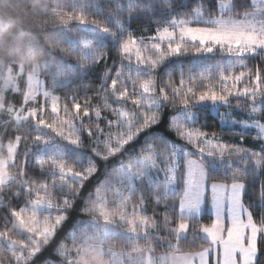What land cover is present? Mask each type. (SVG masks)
<instances>
[{
    "label": "snow or ice",
    "instance_id": "obj_1",
    "mask_svg": "<svg viewBox=\"0 0 264 264\" xmlns=\"http://www.w3.org/2000/svg\"><path fill=\"white\" fill-rule=\"evenodd\" d=\"M260 64L264 0H0V264H264Z\"/></svg>",
    "mask_w": 264,
    "mask_h": 264
},
{
    "label": "trees",
    "instance_id": "obj_2",
    "mask_svg": "<svg viewBox=\"0 0 264 264\" xmlns=\"http://www.w3.org/2000/svg\"><path fill=\"white\" fill-rule=\"evenodd\" d=\"M192 6V5H190ZM104 15H107V12L104 13ZM133 30L136 32V35H141V34H144V35H148L151 33V30H149L148 32H141V29L145 28L146 26L141 24V25H136V24H133ZM155 26H153L154 28ZM216 59H219L218 55L216 57ZM190 62V58L189 59H186L185 60V64L189 63ZM209 62H213L212 60H209ZM109 63H111V61H109ZM259 63L258 60H252L249 62V67H254L256 66L257 64ZM260 67H264V64H260L259 65ZM104 70V66L101 65L100 66V71L102 72ZM173 78L177 81H179V76L178 74H173ZM99 81H97L98 83ZM200 89H197V91H199ZM217 91H219V88L217 89ZM56 95H59V96H63L64 95V91L63 90H57V92L55 93ZM81 95H83V93H81ZM95 99L93 100V103H95ZM233 105L236 104V101L233 100L232 101ZM219 111L221 113L223 112H227L229 111L226 107L224 106H221ZM232 116L235 117V118H244L242 117L239 113L237 112H233L232 113ZM204 119L206 120V127L203 129L205 131H207L208 133H212V132H216L217 134L221 135L226 141H229V142H233V143H239L240 141V137L239 135H234L232 132L228 131L227 129L225 130H221V125L218 121V119L216 118V115L213 111H206L205 114H204ZM254 135V133H253ZM167 136L169 139H175V135L174 133H167ZM179 142V141H178ZM244 146L245 147H253V140H252V136H246L245 137V141H244ZM258 147V146H257ZM23 148L21 149V152H23ZM259 183V181H257V184ZM251 191V189H250ZM22 203V201H21ZM79 210V206H78V209ZM149 212H151V207L149 206ZM211 219L212 217L209 215V212H208V206L205 208V214L201 220V223H204V224H210L211 223ZM206 246V245H205ZM185 247V250H187V245H184ZM193 250H198V247L197 248H194ZM157 251H162V249H157ZM45 255H47V253H45ZM211 261V260H210Z\"/></svg>",
    "mask_w": 264,
    "mask_h": 264
},
{
    "label": "crops",
    "instance_id": "obj_3",
    "mask_svg": "<svg viewBox=\"0 0 264 264\" xmlns=\"http://www.w3.org/2000/svg\"><path fill=\"white\" fill-rule=\"evenodd\" d=\"M209 195H210V193H209ZM209 208H210V205L208 206V212H209ZM210 264H214V254H213V256H211L210 257Z\"/></svg>",
    "mask_w": 264,
    "mask_h": 264
}]
</instances>
